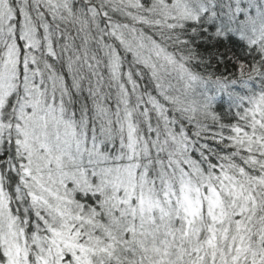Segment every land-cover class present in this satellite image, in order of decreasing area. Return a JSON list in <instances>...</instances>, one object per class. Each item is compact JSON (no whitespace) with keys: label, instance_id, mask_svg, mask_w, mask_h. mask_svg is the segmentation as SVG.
Returning a JSON list of instances; mask_svg holds the SVG:
<instances>
[{"label":"snow or ice","instance_id":"6c2138e0","mask_svg":"<svg viewBox=\"0 0 264 264\" xmlns=\"http://www.w3.org/2000/svg\"><path fill=\"white\" fill-rule=\"evenodd\" d=\"M0 264H264V0H0Z\"/></svg>","mask_w":264,"mask_h":264}]
</instances>
